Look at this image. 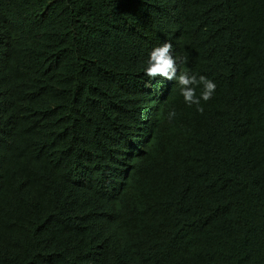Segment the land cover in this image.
<instances>
[{
    "label": "trees",
    "instance_id": "16d2710c",
    "mask_svg": "<svg viewBox=\"0 0 264 264\" xmlns=\"http://www.w3.org/2000/svg\"><path fill=\"white\" fill-rule=\"evenodd\" d=\"M0 264H264V0H0Z\"/></svg>",
    "mask_w": 264,
    "mask_h": 264
},
{
    "label": "clouds",
    "instance_id": "9594fccd",
    "mask_svg": "<svg viewBox=\"0 0 264 264\" xmlns=\"http://www.w3.org/2000/svg\"><path fill=\"white\" fill-rule=\"evenodd\" d=\"M169 45L165 44L160 48H157L153 53L152 57L157 61L155 66H152L148 69L149 74L155 73H164L167 67H170L173 64L171 57H166L168 53ZM201 81L204 84V92L202 93L203 99L207 100L212 94V90L215 88V84L211 80H206L204 77H201ZM190 82L189 78L184 76L180 77L181 84H188ZM186 100L192 99V91L182 90ZM171 115V114H170Z\"/></svg>",
    "mask_w": 264,
    "mask_h": 264
}]
</instances>
